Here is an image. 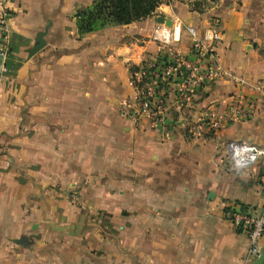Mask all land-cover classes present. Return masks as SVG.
<instances>
[{"label": "crops", "instance_id": "1", "mask_svg": "<svg viewBox=\"0 0 264 264\" xmlns=\"http://www.w3.org/2000/svg\"><path fill=\"white\" fill-rule=\"evenodd\" d=\"M213 1L200 13L173 0L150 17L78 34L74 13L92 0H9L0 264H253L247 229L224 211L256 216L264 205V157L238 170L227 151L229 141L264 149V0ZM188 27L224 74L182 105L167 87L164 130L122 116L145 59L169 50L197 58ZM40 31L45 45L29 57ZM232 106L252 117L229 119ZM207 109L225 115L218 131L191 132Z\"/></svg>", "mask_w": 264, "mask_h": 264}, {"label": "built area", "instance_id": "2", "mask_svg": "<svg viewBox=\"0 0 264 264\" xmlns=\"http://www.w3.org/2000/svg\"><path fill=\"white\" fill-rule=\"evenodd\" d=\"M9 0H0V55L5 50L9 34L10 8ZM181 26L174 23L171 39L178 42ZM193 47L197 54L195 60L187 59L176 51L169 50L154 57L145 59L131 77L134 94L118 105V112L135 121L147 120L153 128L167 126L166 88L172 87L177 105L189 102L194 90L203 84L214 81L224 74L217 57L205 50L192 28H187ZM209 59H208V58ZM260 95L264 104V86L260 87ZM229 119H249L252 110L232 106ZM225 118L213 109L203 112L199 120L190 126L191 132L206 130L217 132L221 121ZM228 156L234 169L246 168L264 157V149L244 142L229 141ZM224 216L232 225L245 227L248 236V249L245 262L250 263L261 253V239L264 232V205L256 216H250L239 208H228Z\"/></svg>", "mask_w": 264, "mask_h": 264}, {"label": "trees", "instance_id": "3", "mask_svg": "<svg viewBox=\"0 0 264 264\" xmlns=\"http://www.w3.org/2000/svg\"><path fill=\"white\" fill-rule=\"evenodd\" d=\"M162 1L168 4L170 0H92L74 13L77 32L85 34L144 19L153 15Z\"/></svg>", "mask_w": 264, "mask_h": 264}, {"label": "water", "instance_id": "4", "mask_svg": "<svg viewBox=\"0 0 264 264\" xmlns=\"http://www.w3.org/2000/svg\"><path fill=\"white\" fill-rule=\"evenodd\" d=\"M156 21L159 23H163L167 26L171 25V20L168 18H165L162 15L156 16ZM46 34V31H40L37 33L35 39H34V44L28 48L26 51L28 53V56L34 55L36 52H38L41 48L44 47L45 45V40H44V35ZM16 242H20L21 239H16ZM253 264H264V251H262L256 259L253 260Z\"/></svg>", "mask_w": 264, "mask_h": 264}, {"label": "rangeland", "instance_id": "5", "mask_svg": "<svg viewBox=\"0 0 264 264\" xmlns=\"http://www.w3.org/2000/svg\"><path fill=\"white\" fill-rule=\"evenodd\" d=\"M172 1L173 0H170L169 3H171ZM178 1H185L190 9H193V10L200 12V13L205 12V10L210 5H212V2H214L213 0H178ZM165 2L162 1V3L159 4V6L156 8V10L159 9L160 7L166 5Z\"/></svg>", "mask_w": 264, "mask_h": 264}]
</instances>
